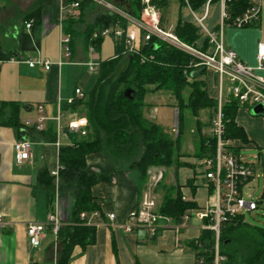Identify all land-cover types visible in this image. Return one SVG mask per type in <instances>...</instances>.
<instances>
[{"label": "crops", "instance_id": "crops-1", "mask_svg": "<svg viewBox=\"0 0 264 264\" xmlns=\"http://www.w3.org/2000/svg\"><path fill=\"white\" fill-rule=\"evenodd\" d=\"M194 1L198 3V0ZM93 5L86 8L84 18L88 12H92L93 17L104 11H97ZM219 10V4H213L212 14L215 17L211 16L212 25L218 19ZM69 16H62L61 0H54L41 10L39 19L21 17L18 24H11L16 15L11 14L9 3L0 4V57L3 59L0 65V100L17 101L21 105L22 120L18 128L3 122L6 114L0 113V264H57L55 257L59 246L54 234L47 229L40 244L33 246L27 224L45 223L49 213L55 210L63 224L73 217L74 196L55 188L54 197L51 198L46 185L48 179L41 173L44 171L53 175L51 171L60 166L61 146L72 144L75 140L73 132L67 129L70 117L86 116L79 111L65 109L62 132L58 136L57 122L52 119L57 114L58 105L61 103L66 107L68 99L75 96L77 87L88 91L99 75V70L89 71L88 63L92 59L100 62L104 59L102 44L91 51L90 44L87 45L84 36L79 35L73 44L71 42L72 55L67 63H60L62 26ZM183 19L192 20L191 17ZM29 20H33L30 29L25 25ZM80 36L84 40L82 50L77 49ZM223 38L245 64L257 66L258 45L264 43V0L256 26H228ZM27 58H48L52 65L49 69L32 67L25 61ZM208 69L215 72L212 68ZM256 72L264 76V69L257 68ZM93 75H96V80L92 82ZM215 80L213 75L208 76V88L213 96L218 94ZM39 105L44 106V114L49 117L44 121L42 130L37 128L42 115ZM237 122L244 127L249 141L245 143L237 139L235 144L257 148L260 158H264V114H253L251 108L243 105L238 109ZM49 130L55 134L54 139L49 138L52 136H49ZM76 135L81 137L78 133ZM25 138L33 142L31 156L19 163L14 144ZM181 160L189 165L176 171L175 185L180 186L185 199L195 200L199 206L205 205L207 198L204 196L206 192L209 194V182L203 177L198 158L185 156ZM87 162L91 170L107 176L92 188L101 206L99 215L89 217L90 222L97 226L96 242L85 247L75 246L69 264H201L192 246L203 230L200 220L186 222L180 232L172 226L165 227L155 237L150 236L144 227L124 230L120 223L126 221L130 210L139 206L143 195L152 194L151 191L146 188L139 191L141 180L137 170L115 167L101 152L89 154ZM181 171L186 173L182 180ZM56 181L57 177L55 184ZM109 213H115L114 221L109 218Z\"/></svg>", "mask_w": 264, "mask_h": 264}, {"label": "trees", "instance_id": "trees-1", "mask_svg": "<svg viewBox=\"0 0 264 264\" xmlns=\"http://www.w3.org/2000/svg\"><path fill=\"white\" fill-rule=\"evenodd\" d=\"M72 1V0H67ZM133 15L140 17L143 9L142 0H130ZM170 0H155L160 7L166 8ZM201 2L198 1L196 5ZM250 0H238L236 13L240 12ZM91 1L81 3L79 17L69 16L64 20V31L72 36V44L77 36L83 35L86 44L100 47L105 36L93 39V33L104 27L113 26L121 19L123 27L126 20L118 14L106 11L98 12L89 21H84V11L92 5ZM36 7L31 13L35 20L41 17ZM164 21V18H163ZM84 24L83 29L79 26ZM258 23L251 25L256 26ZM248 27V26H247ZM174 32L188 44L195 45L200 38L198 28L192 22H183L181 17ZM30 36V35H29ZM116 53L113 57L100 63L96 83L85 92L84 97L76 98L65 109L79 111L87 116L88 133L80 138L75 135L72 144L63 145L60 149V175L55 184V176L42 172L48 179L46 185L50 197H54L55 188L68 191L74 196V207L71 220L63 224L59 231V256L57 264H69L75 246L85 247L96 242L97 226L90 218H81V212L91 214L101 211L93 186L100 180L107 179L105 174L88 167V155L101 152L115 167L132 168L138 171L141 185L148 180L149 169L153 166L175 165L176 171L189 163L180 157L190 156L180 153V136L184 131L182 109L189 106L195 114L203 108L212 110L209 125L218 110V94L213 96L208 88L210 71L205 65H195L198 58L168 42L153 37L142 45L141 51L124 54V39H114ZM208 42L202 49L206 50ZM1 56V52H0ZM218 81L217 73H212ZM190 86L192 92L188 104L182 98V91ZM132 88L135 95L126 96L125 90ZM167 89L174 93L179 101L178 134L167 132L162 125L148 119L144 113L146 96L150 92ZM243 106L238 99L227 94L223 98L222 113L225 125L224 139L227 148L237 155L242 146L235 144L237 139L248 142L249 138L243 126L237 122L238 109ZM252 109V108H251ZM21 105L17 101L0 100V113L6 114L3 122L16 126L22 125ZM201 135L200 148L195 157L212 155L216 151L217 137L213 133L204 135L202 123L199 121ZM50 139L55 134L49 130ZM45 135V132L43 133ZM209 194L213 185L209 183ZM195 200L185 199L179 185H171L165 189L160 203V211L173 218L177 223L184 222V215L193 209L200 208ZM243 215L225 223L221 228L220 254L225 258L219 264H264V228L244 221ZM199 242L193 241V248L202 264H215V232L203 229ZM137 264H141L138 262Z\"/></svg>", "mask_w": 264, "mask_h": 264}, {"label": "built area", "instance_id": "built-area-1", "mask_svg": "<svg viewBox=\"0 0 264 264\" xmlns=\"http://www.w3.org/2000/svg\"><path fill=\"white\" fill-rule=\"evenodd\" d=\"M67 0H61L62 16L71 15L79 17L81 13V3L87 0H72L68 4ZM93 4L103 7L104 11L118 14L126 20V27L122 26L121 19H118L113 26L104 27L93 33V39L101 36L113 35L116 39H124V54H134L141 51L142 45L150 41L153 37L162 39L169 44L176 46L193 56L198 58L195 65H205L214 69L217 73L218 81V110L213 119L212 133L217 137L216 151L212 155H206L198 158V164L203 168L202 174L209 183L213 185L212 193L205 205L200 208L193 209L184 215V222L177 223L173 218L160 211V202L155 196L145 193L141 198L139 206L130 210L125 222L120 225L126 231H132L136 227H144L150 236L155 237L159 232L168 226H172L177 232L185 226L186 222L200 220L202 229H211L215 232V264H219L220 260L225 257L220 254V235L222 226L241 215L245 211H253L259 207V202L253 197L247 198L245 188L249 182L260 175L257 172L256 165L247 162L241 155L235 154L227 148L228 141L224 139L225 125L223 122L222 102L225 97L224 87L227 81V94L238 99L242 105L253 108L255 105H264V76L256 72L257 68L264 69V43H259L256 59L257 66L245 64L239 57L237 52L225 44L223 34L228 26L247 27L258 23L261 14L263 0H250L240 12L236 13L238 0H201L196 5L194 0H181L182 6H185L190 12L192 20H184L183 22H192L200 33V38L195 45L188 44L183 41L174 30L165 29L161 16V7L155 0H142L143 9L140 17H136L133 13H128L113 0H88ZM200 1V0H198ZM218 3L220 6L217 21L212 25L208 23V18L212 14L213 4ZM201 10V11H200ZM28 29L33 25V20L25 22ZM60 38V63H67L72 55L71 41L72 36L64 31L62 26ZM202 40V43L199 42ZM208 42V47L203 50L201 47L204 42ZM199 44V45H198ZM91 51L96 50L95 44H90ZM3 59L0 57V65ZM25 61L32 67L43 66L49 69L52 62L46 59L27 58ZM100 60L92 59L88 63L89 71L96 72L100 68ZM85 92L77 87L75 96L68 99L70 104L76 98L84 97ZM39 111L42 113L39 118L37 128H44V121L49 117L44 114V106L39 105ZM264 114V113H263ZM66 115L65 107L60 103L58 105L57 114L52 117L57 122L59 136L62 132V119ZM89 121L87 116L74 115L70 117L67 123V129L70 132H76L81 136L88 133ZM174 132L178 134V109H177V125ZM33 142L27 138L19 139L15 142L14 147L17 153V161L19 163L30 158ZM51 173L59 179L60 166L51 171ZM162 174L159 175V178ZM185 198V197H184ZM99 211L91 214L81 212V218H89L90 216L99 215ZM109 218L115 220V213H109ZM2 216L0 214V220ZM63 226V221L57 210L52 211L48 215L47 222L36 223L29 222L27 224V233L31 245L38 246L41 237L47 229L54 234L59 246V231ZM197 243L199 242L196 240ZM199 245L201 243L199 242ZM58 251V250H57ZM58 254V252L56 253ZM58 259V255L55 257ZM203 263L202 260L200 261Z\"/></svg>", "mask_w": 264, "mask_h": 264}, {"label": "rangeland", "instance_id": "rangeland-1", "mask_svg": "<svg viewBox=\"0 0 264 264\" xmlns=\"http://www.w3.org/2000/svg\"><path fill=\"white\" fill-rule=\"evenodd\" d=\"M54 0H0V4H8L11 14H15L16 17L12 19V23L20 22V18H32L30 13L38 6L42 5L40 9L43 10L49 4H52ZM158 4V3H157ZM95 8L97 11L103 9L102 6L95 3ZM161 16L164 18L165 29L174 30L180 17H192L190 12L187 11L185 6H182L181 0H170L166 8L161 7ZM215 17L214 13L211 14ZM208 18V23L211 24L212 18ZM92 18V12H88L85 16L84 21H89ZM10 24V25H11ZM84 24L79 26L81 29ZM241 28V27H238ZM84 40L80 36L77 40V49H83ZM199 45V44H198ZM116 53L115 40L111 34L105 36L102 41L101 54L103 59H108L113 57ZM212 75L210 70L209 75ZM97 75V74H96ZM96 75H93L92 82L96 80ZM227 81L224 87L225 98L227 95L226 91ZM210 91H212L210 84ZM192 89L190 86H186L182 91V98L185 103L188 104L190 94ZM146 105L144 107L145 116L160 125L169 132L171 135L175 136L174 129L177 125V105L179 104L178 99L174 93L167 89H160L154 92H150L146 96ZM212 110L210 108H203L198 114H195L189 106H184L182 109L183 126L184 131L180 136V153H187L190 158L196 155L200 148V131H199V121L202 123V132L204 135H210L212 133V126L208 123L211 119ZM259 149L252 147H241L240 154L245 161L254 163L257 166L259 177L253 178L248 186L245 188V195L247 198L253 197L259 202V207L253 211H245L243 215L244 221L249 224L257 225L264 228V158H260ZM185 157V156H182ZM180 157V160L181 158ZM182 161V160H181ZM185 162V161H184ZM162 176L159 178V175ZM186 176V173L181 171L180 179L182 180ZM176 167L171 166H156L149 169L148 180L143 184V188L150 190L151 193L160 201L163 200L165 195V189L169 188L171 185L176 184ZM207 180V179H206ZM208 181V180H207ZM203 190V189H202ZM204 191H202L203 193ZM207 199L209 194L204 196ZM205 199V202L207 201ZM206 204V203H205ZM202 223H200L201 225ZM59 255V250H58Z\"/></svg>", "mask_w": 264, "mask_h": 264}, {"label": "water", "instance_id": "water-1", "mask_svg": "<svg viewBox=\"0 0 264 264\" xmlns=\"http://www.w3.org/2000/svg\"><path fill=\"white\" fill-rule=\"evenodd\" d=\"M116 4L121 5L125 11H127L128 13H132L133 9H132V4L130 0H113ZM125 95L126 96H133L135 95V90L132 88H127L125 90ZM251 112L253 114L259 115V114H263L264 113V105L258 104L255 105L252 109Z\"/></svg>", "mask_w": 264, "mask_h": 264}]
</instances>
